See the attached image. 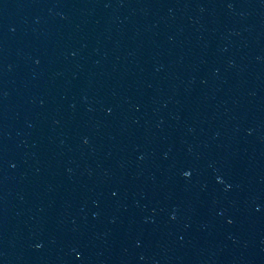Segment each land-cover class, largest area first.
Instances as JSON below:
<instances>
[{
  "label": "water",
  "instance_id": "95a60500",
  "mask_svg": "<svg viewBox=\"0 0 264 264\" xmlns=\"http://www.w3.org/2000/svg\"><path fill=\"white\" fill-rule=\"evenodd\" d=\"M0 264H264V0H0Z\"/></svg>",
  "mask_w": 264,
  "mask_h": 264
}]
</instances>
